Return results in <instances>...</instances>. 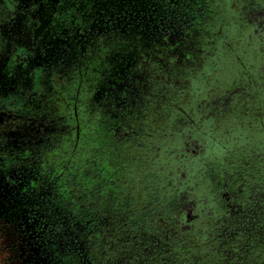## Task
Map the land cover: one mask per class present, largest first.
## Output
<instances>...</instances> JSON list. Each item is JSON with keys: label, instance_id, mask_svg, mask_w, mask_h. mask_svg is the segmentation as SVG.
<instances>
[{"label": "flooded vegetation", "instance_id": "flooded-vegetation-1", "mask_svg": "<svg viewBox=\"0 0 264 264\" xmlns=\"http://www.w3.org/2000/svg\"><path fill=\"white\" fill-rule=\"evenodd\" d=\"M139 2L132 0L130 12L123 14L121 0H85L83 9L77 0H0V50L3 27L17 16L24 28L47 19L43 29L51 25L55 37L66 30L69 46L66 56L55 59L60 70L47 89L29 86L0 94V149L9 142L36 140L48 127L59 134L43 117L57 124L59 114L70 113L75 124L71 138L84 144L76 159L87 178L82 188L69 183L72 196L83 199L81 204H95L98 184L99 190L120 198L122 183L134 197L133 215L122 223L111 225L108 218L100 227L99 220L89 218L94 224L84 237L88 249L94 251L97 237H114L120 239L116 246L126 264H166L176 252L177 264L185 258L188 264H264V177L262 186L255 185L259 181L250 173L255 159L264 161L263 154L245 160V147L209 148L208 140L218 144L224 128L214 114L205 115L204 124L174 120L177 113L202 119V96L213 102L228 95L229 128H244L245 100L231 87L244 81L245 67L261 46L249 34L264 29V0H144L140 12ZM164 6L179 19L153 24L149 9ZM251 19L258 20L255 30ZM202 54H212L201 70L208 73V82L202 86L195 79L190 89L172 87L182 78L179 67ZM15 95L22 98L20 106L6 101ZM164 107L171 118L160 113L168 112ZM231 138L230 144L245 141V131H233ZM76 148L71 145L70 152ZM201 166L206 176L198 171ZM41 173L35 172V182ZM170 183L181 196L177 200L172 191L159 195L161 185ZM58 184L50 189H60Z\"/></svg>", "mask_w": 264, "mask_h": 264}, {"label": "trees", "instance_id": "trees-1", "mask_svg": "<svg viewBox=\"0 0 264 264\" xmlns=\"http://www.w3.org/2000/svg\"><path fill=\"white\" fill-rule=\"evenodd\" d=\"M258 24L259 23L257 19H251V25L253 26L254 30L255 28H257L256 26ZM249 35L259 41V44L261 45L254 50L253 63L250 67L254 68V65L257 62L258 63L253 69V73L250 74L248 81H245L244 78V81L240 82L239 86H234L231 88L237 89L236 91L238 93H242L239 99L245 100V118L250 120V118L254 115L251 113L252 110H254L255 107L258 109L261 107V113H259V118L261 121L264 122V29H259V31L257 29V32L253 31V34L250 33ZM202 55V57L196 58L194 61H189L190 64L186 63L187 65L183 64L179 67L180 70H182L179 73H183L181 74L182 78L179 79L180 82L178 81L176 85H173L172 87H176L177 89H186L187 86V88L190 89V82H194L195 79L202 86L203 84L205 85L206 82H208V73H202L203 71L201 70L205 63L209 64L210 57L212 54H209L207 56H205V54ZM169 69L174 70L175 68L173 66H170ZM186 78L189 79L187 82ZM227 96L228 95H226L225 99H218L221 97L219 96L217 97V100L213 102L205 100V96H202L199 102L201 104V110L199 111L201 112L200 115L202 119L200 117L189 119L187 116L177 113L174 116V120L183 123H186L187 121H197L198 124H204V116L206 115V118H210L211 114H214L216 115V118L219 122L224 123V128L222 129L223 134L218 139L220 140L218 144H210L211 142L208 140L209 148L214 149L213 146L216 145L218 151L221 148L224 151H227L228 148L237 149L245 147V150L248 149L249 152L248 157H246V159H249V157H252L253 155H264L263 132L261 131V129H257L254 126L248 125L246 127L247 129L245 130V141H233V144H230L232 139L231 132L240 131L239 129H242V126L236 129L233 126L229 128L230 122L227 119L228 116H225V114L229 111L230 107V104L225 102L226 99H230V97ZM236 98H238V95L236 96ZM248 98L251 101H249ZM6 101H13V104L15 106H20L22 104V98L18 95L7 97ZM248 105L251 107H249ZM165 109L168 112L160 111V113H167V116H170L171 118L170 110L167 107ZM53 117L57 118L58 116L53 115ZM43 119L45 123L51 124L52 126H56V130L59 134L54 131V127L52 130H48V127L45 135H41L36 140L29 141L30 138H26L24 139V141H22L23 143H17V145L15 146L9 142L8 145H4V147L0 149V168L2 170H8V177L13 178V180H20L22 177L35 180V172L37 174V172L41 173V171L43 170V172L40 174L41 178L39 176L41 182L44 184V187L41 188V191H43V189L48 191L44 192L46 193V195L44 196L45 198L54 199L55 197L60 202L59 205L61 206V209L64 213L62 216L66 220L67 224L69 223V231H67L66 228H63L65 230L61 231V235L65 236L64 241L66 249L74 255V257L78 260L79 264H88V258L89 261H91L89 262V264H126V261L120 259L118 254L119 251L116 246V243H118L120 239L119 241H117L114 239V237H111L110 239L101 241V238L97 237L95 241H93V251L91 249H88L89 243L87 244L86 238L84 237H89L90 235L86 236L85 234H89L88 232L93 230L91 227L94 223L92 222V220H89V218H96L97 221L99 220V226L103 227L104 225H106L105 223L109 222V220H107L108 218L110 219L111 225H114L117 220L122 223L125 221V217L127 218L128 216H132L133 214L130 210V205L134 203L133 195L129 194L128 189L122 183H120L119 185L121 189V193H119L120 198H116L114 194L109 191L99 190L100 187H98V184H96L94 195H99V200H97L95 204H81V200L83 199L79 201L78 197L76 198L74 195L72 196L73 192L70 193L69 191V183L77 182V184H79L82 188V186L84 187V185L86 184L82 185L81 182L83 183V181L85 182L87 180L86 177L83 178V175L86 172L84 164H82L81 160L76 159V156H82L83 151H81V149L84 144H82V142H79L78 145H76L75 139L71 138L72 134H70L69 132V129L71 127H74L75 125L73 119L70 117V113L62 115L59 114V117L56 119L57 124H54V122L51 123L44 117ZM48 119H50V117H48ZM218 124L219 127L216 130L221 131L220 123ZM60 127L62 128V130H60ZM130 133L131 132H129V137ZM216 135L218 134L216 133ZM118 141H120V138H118ZM135 142L139 143L137 140ZM71 145H73V148L77 147L76 150H72V152H70ZM70 155L73 157V160H70ZM39 165L41 166L40 169L36 167ZM198 171H200L201 175L206 176V169L204 170V166H201ZM49 172H51V174H49ZM56 176H58V178ZM207 176L210 177V175ZM61 177L62 180L59 179ZM39 178L38 180H36V182L40 186V183L38 182L40 181ZM53 178L56 183L59 182L58 186L60 189H50V186L55 183V181L52 180ZM65 185L67 187H65ZM165 190L168 192H173V194H171L173 200H177L181 197L178 194V190L176 189V187H173L171 183L169 185L162 184L161 188L159 189V195L167 197V194L162 193ZM75 195L78 196L77 193H75ZM71 196L73 199L71 198ZM115 200L117 204H114ZM73 201L75 202L73 203ZM105 201H107L106 204H102ZM87 221H89L90 223ZM125 228L130 229L129 224H127V227ZM126 231L128 230L123 231V237L126 236ZM69 236H71V241L69 240L66 242L65 239H69ZM87 250L90 251V256L87 254ZM102 251L106 252L105 255H102ZM178 256H180V254L179 252H176L174 256L170 258L168 257V261L166 264H177L176 260ZM183 264H188L186 262V258L184 259Z\"/></svg>", "mask_w": 264, "mask_h": 264}, {"label": "rangeland", "instance_id": "rangeland-1", "mask_svg": "<svg viewBox=\"0 0 264 264\" xmlns=\"http://www.w3.org/2000/svg\"><path fill=\"white\" fill-rule=\"evenodd\" d=\"M77 1L79 9H83L85 0ZM131 1L121 0L123 14L130 12ZM139 1L140 12L146 7L144 0ZM164 7L161 8L163 10L156 7L149 9L153 24L176 23L178 17ZM21 20V16L13 18L2 30L4 46L0 50V94L24 92L29 86L35 88L42 85L47 89L46 85L60 70V66L55 64V59L61 55L66 56L69 50L64 39L66 30L55 37V29H52L51 25L43 29L47 19L39 26L32 23L33 25L27 28L23 27ZM57 24L65 25L61 21ZM77 34L78 32H74V36ZM251 65L248 62L245 67V81L249 80L254 71ZM40 73L43 75L40 76ZM21 80L24 81L21 83ZM248 100L251 101L249 98ZM251 113L254 115L250 120L242 115L241 119L244 121L240 119V122L245 126L239 130L245 131L249 125L261 129L264 135V122L259 118L261 107H255ZM236 153L243 154L240 150ZM248 153V149L245 150V160L248 159ZM253 166L255 167L250 173L254 175V181H259L254 184L262 186L264 161L255 159ZM8 172L0 168V264H79L74 255L66 249L65 236L61 235V231L65 230L63 228L69 231V223L67 224L62 216L64 213L60 202L55 197H44V192L48 191H41L44 187L42 182H39V186L35 180L28 178L13 180L8 177ZM65 240L71 241V236Z\"/></svg>", "mask_w": 264, "mask_h": 264}]
</instances>
